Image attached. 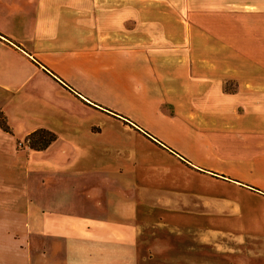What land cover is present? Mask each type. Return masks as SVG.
<instances>
[{
  "label": "crops",
  "instance_id": "0c3cea01",
  "mask_svg": "<svg viewBox=\"0 0 264 264\" xmlns=\"http://www.w3.org/2000/svg\"><path fill=\"white\" fill-rule=\"evenodd\" d=\"M97 8L0 0V264H137L155 209L264 238V0Z\"/></svg>",
  "mask_w": 264,
  "mask_h": 264
},
{
  "label": "rangeland",
  "instance_id": "374dc122",
  "mask_svg": "<svg viewBox=\"0 0 264 264\" xmlns=\"http://www.w3.org/2000/svg\"><path fill=\"white\" fill-rule=\"evenodd\" d=\"M96 3L104 23L101 30L98 27L99 36H107L113 34V18L110 17L113 6L119 14L128 17L125 27L136 29L141 27L137 23H142L145 17L159 16L157 13L143 14L145 7H177L184 5L185 0H96ZM0 126L7 128L1 113ZM27 143L30 145L29 141ZM258 226L264 231V212L258 215ZM208 233L211 235L191 231L188 226L176 227L172 219L162 220L156 209L151 210L141 222L135 238L137 264H264L263 237H229L221 231Z\"/></svg>",
  "mask_w": 264,
  "mask_h": 264
},
{
  "label": "trees",
  "instance_id": "16d2710c",
  "mask_svg": "<svg viewBox=\"0 0 264 264\" xmlns=\"http://www.w3.org/2000/svg\"><path fill=\"white\" fill-rule=\"evenodd\" d=\"M55 137V133L49 130L39 129L28 135V141L30 143V147L41 149L53 141Z\"/></svg>",
  "mask_w": 264,
  "mask_h": 264
}]
</instances>
